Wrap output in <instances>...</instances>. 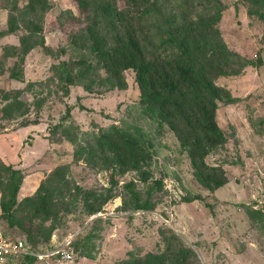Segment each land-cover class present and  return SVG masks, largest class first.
<instances>
[{
	"label": "rangeland",
	"instance_id": "obj_1",
	"mask_svg": "<svg viewBox=\"0 0 264 264\" xmlns=\"http://www.w3.org/2000/svg\"><path fill=\"white\" fill-rule=\"evenodd\" d=\"M159 3L166 27L220 14L215 28L227 52L210 67L222 94L214 123L223 143L203 159L226 181L202 186L188 150L140 103L150 82L123 54L158 43L153 19L129 26L127 0L98 2L102 18L119 13L124 21L104 40L90 27V3L0 0V220L33 253L55 254L17 264H264L257 0ZM117 139L144 146L149 158L119 157ZM12 171L21 183L8 214L1 204Z\"/></svg>",
	"mask_w": 264,
	"mask_h": 264
},
{
	"label": "trees",
	"instance_id": "obj_2",
	"mask_svg": "<svg viewBox=\"0 0 264 264\" xmlns=\"http://www.w3.org/2000/svg\"><path fill=\"white\" fill-rule=\"evenodd\" d=\"M101 1L103 0H80V5L81 7L86 3L93 5L94 14L90 27L98 30L97 36L105 40L108 34L114 35L121 28L120 23L124 21L119 18V13H115L112 18H102L97 9V3ZM127 2L132 10V21L128 25L134 26L133 23L153 19L154 32H151L154 39H158L157 44L151 41L142 49L134 47V53L131 51L132 53L123 54L127 58L126 63L136 65L139 73L146 72L145 78L150 82L149 93L147 91L148 94L142 97L140 103L148 104L150 108L147 112L151 117L158 119L160 124H166L175 133L181 145L188 150L198 182L204 187L215 188L226 179L221 176V169L204 165L203 157L223 143L214 123L217 101L222 99V94L212 83L214 71L210 67V62L217 56L224 57L227 52L225 46L219 43L215 28L220 14L218 13L214 20L208 19L206 23L199 18L194 23L186 22L178 27H166L159 23V20L163 19L159 0ZM257 4L260 9L258 18L264 21V0H257ZM103 8L104 5L101 6V9ZM90 68L88 66L79 72L78 77L83 85ZM67 78L69 83H72L73 78L70 74H67ZM143 79L144 76L141 82ZM107 81L109 84L112 83L111 78H107ZM84 88L90 89L89 86ZM145 92L143 90V94ZM117 140L120 143V149L117 150L119 157L124 153L128 158L138 155L149 158V151H146L144 146L134 143L132 139ZM121 163L125 164L124 161ZM20 183V173L12 171L7 190L9 200L1 204L4 213L9 214L7 206L17 203ZM143 207L148 209L149 203ZM29 263L35 261L29 260Z\"/></svg>",
	"mask_w": 264,
	"mask_h": 264
},
{
	"label": "built area",
	"instance_id": "obj_3",
	"mask_svg": "<svg viewBox=\"0 0 264 264\" xmlns=\"http://www.w3.org/2000/svg\"><path fill=\"white\" fill-rule=\"evenodd\" d=\"M53 255L55 254L33 253L25 240L13 238L0 222V264H17L28 260L40 261ZM62 255L64 256L63 253Z\"/></svg>",
	"mask_w": 264,
	"mask_h": 264
}]
</instances>
